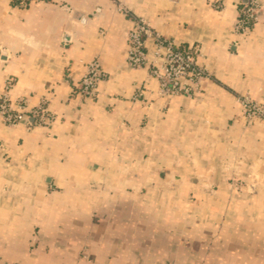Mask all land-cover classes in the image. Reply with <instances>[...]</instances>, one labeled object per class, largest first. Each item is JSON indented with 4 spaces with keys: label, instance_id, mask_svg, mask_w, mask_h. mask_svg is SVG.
Masks as SVG:
<instances>
[{
    "label": "crops",
    "instance_id": "0c3cea01",
    "mask_svg": "<svg viewBox=\"0 0 264 264\" xmlns=\"http://www.w3.org/2000/svg\"><path fill=\"white\" fill-rule=\"evenodd\" d=\"M197 48L202 92L162 97L126 61L132 21L112 0H0V93L47 99L50 127L0 122L2 264H264V0L232 31L233 0H120ZM223 7V8H222ZM98 58L95 99L75 84ZM141 92V93H139Z\"/></svg>",
    "mask_w": 264,
    "mask_h": 264
},
{
    "label": "built area",
    "instance_id": "2783aa9c",
    "mask_svg": "<svg viewBox=\"0 0 264 264\" xmlns=\"http://www.w3.org/2000/svg\"><path fill=\"white\" fill-rule=\"evenodd\" d=\"M50 0H13L15 7L23 8L31 3ZM115 10L132 21L126 32V61L130 68H146L150 77L158 83V94L162 97L192 98L202 92V81L209 78L208 70L196 62L197 48L178 44L153 29L149 21L134 14L133 10L120 0H112ZM237 14L232 31L241 38L248 36L259 22L261 3L258 0H233ZM223 8V7H222ZM85 73L75 84L83 99H95L99 86L107 74L98 58L85 63ZM11 79H7L5 90L0 93V122L9 127L26 124L29 127H50L56 120L47 99L30 105L25 97L12 98L9 90ZM141 93V92H139ZM238 102L245 121L264 122V104L248 95L238 96ZM0 264L1 258H0Z\"/></svg>",
    "mask_w": 264,
    "mask_h": 264
},
{
    "label": "rangeland",
    "instance_id": "374dc122",
    "mask_svg": "<svg viewBox=\"0 0 264 264\" xmlns=\"http://www.w3.org/2000/svg\"><path fill=\"white\" fill-rule=\"evenodd\" d=\"M127 5V4H126ZM130 7V6H129ZM131 8V7H130ZM132 9V8H131ZM262 184L264 183V179H258Z\"/></svg>",
    "mask_w": 264,
    "mask_h": 264
}]
</instances>
